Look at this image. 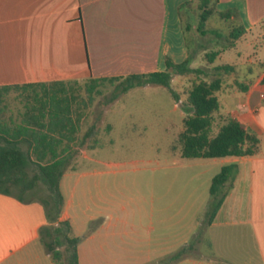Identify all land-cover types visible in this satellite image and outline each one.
<instances>
[{
	"label": "crops",
	"instance_id": "0c3cea01",
	"mask_svg": "<svg viewBox=\"0 0 264 264\" xmlns=\"http://www.w3.org/2000/svg\"><path fill=\"white\" fill-rule=\"evenodd\" d=\"M202 7L229 12L244 30L230 49L235 59L228 71L237 74L239 91L222 83L216 116L241 122L260 143L253 156L209 159L221 161L219 172L228 165L235 169L223 205L207 226L208 253L193 256V248L184 258L186 264H264V0H0V86L163 72L167 58L177 64L189 58L186 18ZM90 176L69 170L61 181L66 201L61 219L81 239L79 264L163 258L193 242L198 230L177 250L174 241L155 248L140 237L119 235L116 205L94 195L86 182ZM46 223L40 203L0 194V264H55L39 241Z\"/></svg>",
	"mask_w": 264,
	"mask_h": 264
},
{
	"label": "rangeland",
	"instance_id": "374dc122",
	"mask_svg": "<svg viewBox=\"0 0 264 264\" xmlns=\"http://www.w3.org/2000/svg\"><path fill=\"white\" fill-rule=\"evenodd\" d=\"M201 13L199 10L186 18L190 66L201 73L174 76L172 87L178 100L159 86L121 95L114 85L107 84L85 108L82 101H87V97L81 84L77 102L83 112L79 137L84 139V147L70 167L90 173L86 182L94 195L116 205L119 235L140 237L155 248L159 242L174 241L172 250H177L183 239L198 230L191 238L192 255L197 257L208 253L205 207L210 198L209 179L218 174L221 161L182 157L180 135L191 114L187 97L200 81L211 82L220 77L224 88L230 91H239L240 82L237 74L216 70L233 64L235 55L230 49L235 40L231 32L237 26L211 9L206 27L199 30ZM213 52L219 55L210 63L207 54ZM19 94L11 92L4 117L22 109ZM216 132L217 128L213 133ZM118 242L122 243L120 238ZM167 257H136L130 263L155 264ZM186 263L184 258L176 264Z\"/></svg>",
	"mask_w": 264,
	"mask_h": 264
},
{
	"label": "trees",
	"instance_id": "16d2710c",
	"mask_svg": "<svg viewBox=\"0 0 264 264\" xmlns=\"http://www.w3.org/2000/svg\"><path fill=\"white\" fill-rule=\"evenodd\" d=\"M210 14L211 10L202 7L199 30L206 27ZM219 15L230 18L229 12ZM243 33L242 28L236 27L231 37L236 40ZM218 55L219 52L207 54L208 61L213 63ZM191 62L189 55L178 64L167 58V68L163 72L84 82L0 86V194L15 197L22 203L38 202L43 206L47 223L39 230V241L55 264H79L81 239L73 235L71 223L61 219L66 202L61 181L84 147V139L77 136L83 117L82 107L77 102L81 84L87 97V101H82L85 108L96 95L102 94L101 89L107 84L114 85L115 91L121 95L135 88L159 86L178 100L172 87L174 76L201 73V70L190 66ZM230 69L228 66L216 68L226 72ZM221 87L222 80L217 77L211 82L200 81L189 91L187 105L191 114L185 120V129L180 135L183 158L247 157L258 152L260 140L241 122L229 116H216L220 109L217 93ZM14 91L20 92L18 99L22 109L6 118L7 102ZM215 128L217 132L213 133ZM234 169V165L224 166L212 179L211 200L205 213L207 226L211 225L223 205L224 190L232 180ZM193 248L194 241L155 264H175Z\"/></svg>",
	"mask_w": 264,
	"mask_h": 264
},
{
	"label": "built area",
	"instance_id": "2783aa9c",
	"mask_svg": "<svg viewBox=\"0 0 264 264\" xmlns=\"http://www.w3.org/2000/svg\"><path fill=\"white\" fill-rule=\"evenodd\" d=\"M260 97H261V99L264 101V91L261 92ZM253 113L256 114V113H257V109H255V110L253 111Z\"/></svg>",
	"mask_w": 264,
	"mask_h": 264
}]
</instances>
